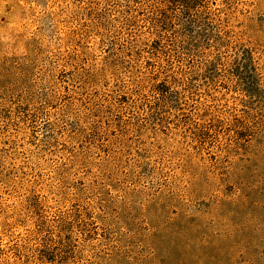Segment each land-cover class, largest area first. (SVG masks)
I'll return each mask as SVG.
<instances>
[{
	"label": "rangeland",
	"instance_id": "obj_1",
	"mask_svg": "<svg viewBox=\"0 0 264 264\" xmlns=\"http://www.w3.org/2000/svg\"><path fill=\"white\" fill-rule=\"evenodd\" d=\"M236 1L264 69V0ZM132 4L0 0V264H264V98L155 126L79 74Z\"/></svg>",
	"mask_w": 264,
	"mask_h": 264
},
{
	"label": "trees",
	"instance_id": "obj_2",
	"mask_svg": "<svg viewBox=\"0 0 264 264\" xmlns=\"http://www.w3.org/2000/svg\"><path fill=\"white\" fill-rule=\"evenodd\" d=\"M131 1L121 20L120 32L125 28L127 35L122 37L119 55L107 56L99 67L79 73L87 83H103L111 74L119 92L113 97L115 102L129 105L147 99L146 118L154 119L155 126L173 115H181L186 123L231 116L232 111L221 110L217 101L264 98V69L249 22L254 17L247 15L252 11L246 4L240 6L236 0ZM126 73L132 74V85L123 82ZM86 109L98 112L100 107Z\"/></svg>",
	"mask_w": 264,
	"mask_h": 264
}]
</instances>
